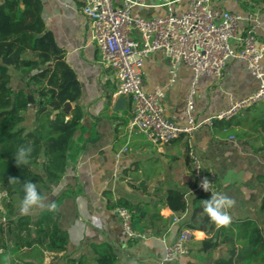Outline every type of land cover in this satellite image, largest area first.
<instances>
[{"label":"crops","instance_id":"1","mask_svg":"<svg viewBox=\"0 0 264 264\" xmlns=\"http://www.w3.org/2000/svg\"><path fill=\"white\" fill-rule=\"evenodd\" d=\"M40 2L44 28L52 36L63 61L79 84L77 103L82 109V125L86 129L82 142L91 138L81 150L76 151L82 142L77 143L74 137L66 158V174L58 185L44 194L46 203H52L56 197L65 194L58 208V226L68 234V257L78 259L84 255L86 264H92L93 255L88 245L107 243L117 257L115 264H159L165 247L185 233L189 254L168 264H215L217 260H226L231 244L222 242V235L219 234L218 240L213 239L218 243L214 249L203 252L201 245L207 238L205 232L185 227L190 219L192 199L203 194L205 200H209L211 194L217 192L235 201V206L229 210L232 222L253 221L264 236V215L260 212L264 185L257 181L258 176L264 175V135L255 125V121L264 115H254L262 114L258 109L261 104L228 121L206 122L231 101L257 89L258 82L247 71L244 62H229L220 80L200 78L194 98V117L199 127L190 136L182 135L157 149L142 136L134 135L128 145L129 150L117 158L116 154L125 144L130 101L124 97V109L114 110L117 82L112 71L100 62L98 50L91 40L90 25L79 12L80 3L77 0ZM147 3L152 6L134 7L132 16L150 18L168 13V7L155 6V0H147ZM211 4L231 13L258 15V37L264 40V3L212 0ZM185 7V0H172L170 13L179 15ZM142 70L145 89L152 91L166 83L169 58L158 51L145 60ZM261 70L264 73V61L261 62ZM190 78V68L181 66L177 83L166 93L163 102L166 118L177 126L185 125L183 106ZM70 106L71 112L73 105ZM235 133L246 134L240 138ZM189 151L214 177L215 190L212 193L189 194L195 185L189 166ZM167 190L182 196L186 210H171L163 206L158 214L147 215L143 232L148 234L147 238H128L111 203L124 199L132 204H148L151 208L162 203ZM44 210H36L32 215L36 217ZM171 215L178 216L173 224ZM218 229L216 227L214 232ZM61 262L50 253H45L41 263L34 261L35 264Z\"/></svg>","mask_w":264,"mask_h":264},{"label":"trees","instance_id":"2","mask_svg":"<svg viewBox=\"0 0 264 264\" xmlns=\"http://www.w3.org/2000/svg\"><path fill=\"white\" fill-rule=\"evenodd\" d=\"M249 1L264 3V0ZM41 11L40 0H0V192L5 194L0 202V264L41 263L45 253L63 261L61 264H86L84 255L78 259L68 257V234L58 226V208L65 194L52 201L56 204L55 211L46 209L36 217L21 215L19 211L24 182L36 184L42 196L51 191L67 172L70 143L74 137L77 143L82 142L86 131L82 125L83 112L77 103L79 84L52 36L46 32ZM10 71L25 79L24 88L11 87ZM28 95L32 96L33 105L27 100ZM66 102L73 105L69 114L61 112ZM259 104L262 114L254 115H264V102ZM27 112L33 114L26 115ZM255 125L264 135V118L256 120ZM91 129L93 125L90 132ZM245 134L235 133L240 138ZM89 140L91 138L84 140L76 151ZM21 146L31 147L32 152L27 164L17 166L14 157ZM10 178L18 181L10 183ZM257 181L264 185V175L258 176ZM165 194L162 203L151 208L148 204H132L124 199L111 203V207L127 209L132 230L143 233L148 214H158L163 206L186 210L179 193L167 190ZM201 201H205L203 194L192 199L190 219L185 226L205 232L207 238L203 239L201 250L214 249L218 243L213 239L218 240L220 234L221 241L231 247L228 259L217 260L215 264H264V236L257 224L250 220L232 222L214 232L216 225L204 214ZM260 212L264 215V195ZM88 247L93 255L92 264L116 263L117 257L109 244H89Z\"/></svg>","mask_w":264,"mask_h":264},{"label":"built area","instance_id":"3","mask_svg":"<svg viewBox=\"0 0 264 264\" xmlns=\"http://www.w3.org/2000/svg\"><path fill=\"white\" fill-rule=\"evenodd\" d=\"M77 1L80 14L90 25L91 40L98 50L100 62L112 71L116 79L114 95L128 97L130 101L125 144L116 154L117 158L129 150L128 145L134 135L142 136L157 149L182 135L190 136L199 127L194 117V98L200 78L220 80L226 65L233 60L244 62L247 71L258 82L257 89L231 101L206 122L228 121L245 109L264 102V73L261 70L264 40L258 37V15L244 16L219 10L213 7L212 0H185V10L173 15L169 9L172 0H155V6L168 7V13L143 18L132 16L131 11L134 7H151L147 0ZM158 51L169 58V76L163 86L146 91L143 64ZM181 66L190 68L191 78L183 106L185 125L177 126L166 118L163 102L166 93L177 83ZM188 157L195 180L189 194L212 193L215 190L214 177L203 168L192 151ZM204 179L211 183L210 192L200 186ZM114 212L128 238H147V233L132 230L131 214L127 209L117 207ZM171 217L173 224L178 216ZM186 243V234H180L165 247L159 264H168L188 255Z\"/></svg>","mask_w":264,"mask_h":264},{"label":"clouds","instance_id":"4","mask_svg":"<svg viewBox=\"0 0 264 264\" xmlns=\"http://www.w3.org/2000/svg\"><path fill=\"white\" fill-rule=\"evenodd\" d=\"M32 148L21 146L17 149L15 154L16 165L27 164L31 155ZM18 180L10 178V183H15ZM202 189L206 192L211 191V183L204 179L201 182ZM24 195L20 201L19 211L21 215L33 214L36 210L47 209L48 211H55V203H46V197L42 196L38 190L37 185L30 181H25L22 189ZM203 212L209 220L216 225L217 228L228 227L232 222V216L229 210L235 206V201L223 193L211 194L209 200L201 201ZM7 259V257H5Z\"/></svg>","mask_w":264,"mask_h":264},{"label":"water","instance_id":"5","mask_svg":"<svg viewBox=\"0 0 264 264\" xmlns=\"http://www.w3.org/2000/svg\"><path fill=\"white\" fill-rule=\"evenodd\" d=\"M26 91L29 93L30 89H27ZM27 100L29 101V103L31 105L34 104V100H33V98H32L31 95H28L27 96ZM124 104H125L124 97L123 96H118L117 99H116V102H115L114 110L115 111H121V110H123L124 109ZM70 109H71L70 103L69 102H66L63 105V107L61 109V112L62 113H65V114H68L70 112ZM57 112L58 111H55L54 113H57Z\"/></svg>","mask_w":264,"mask_h":264},{"label":"rangeland","instance_id":"6","mask_svg":"<svg viewBox=\"0 0 264 264\" xmlns=\"http://www.w3.org/2000/svg\"><path fill=\"white\" fill-rule=\"evenodd\" d=\"M11 73V81H10V85L13 89H16L17 87H25V81L23 79V77L13 71H10ZM4 193L0 192V202L2 197H4ZM0 211H2V206L0 205ZM1 219V218H0Z\"/></svg>","mask_w":264,"mask_h":264}]
</instances>
